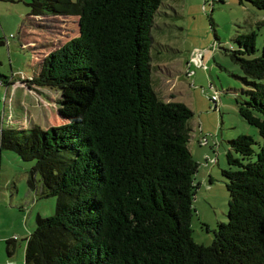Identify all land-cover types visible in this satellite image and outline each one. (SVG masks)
<instances>
[{
  "label": "trees",
  "instance_id": "16d2710c",
  "mask_svg": "<svg viewBox=\"0 0 264 264\" xmlns=\"http://www.w3.org/2000/svg\"><path fill=\"white\" fill-rule=\"evenodd\" d=\"M251 1L264 10V0ZM161 3L31 1L32 16L78 15L80 34L26 80L61 89L65 122L2 127L0 114L1 148L35 160L29 186L40 174L42 195L57 197L56 213L37 216L26 238L25 264H264V54L245 57L256 49V33L236 36L241 49L232 58L249 87L238 111L263 141L249 134L229 140L222 170L229 220L206 246L192 229L194 111L162 100L151 76V28ZM0 81L9 84L1 72ZM7 244L12 253L15 240Z\"/></svg>",
  "mask_w": 264,
  "mask_h": 264
},
{
  "label": "rangeland",
  "instance_id": "374dc122",
  "mask_svg": "<svg viewBox=\"0 0 264 264\" xmlns=\"http://www.w3.org/2000/svg\"><path fill=\"white\" fill-rule=\"evenodd\" d=\"M31 1L0 0V37L6 41L0 46V72L9 81V84L0 81V114L6 111V99L11 97L20 121L5 115L1 118L2 124L6 123L4 127L39 125L47 129L65 122L59 114L62 91L56 87L29 86L26 80L35 76L40 62L51 51L80 34V18L78 15L32 16ZM252 32L256 33V49L246 53L247 58L264 54V10L251 0L244 3L162 0L151 28L154 89L162 100L184 102L194 111L189 148L199 167L195 175L192 229L195 241L206 246L214 242L219 224L229 220L230 194L222 173L229 167L226 157L229 140L249 134L260 143L263 141L258 128L238 111V101L248 99L244 91L249 87L242 79L244 71L232 58V51L241 49L236 36ZM196 57L202 59L201 64L195 62ZM214 94L219 95L220 109H214L211 99ZM233 153L241 158L239 153ZM1 154L4 167L0 205L22 207L28 235L36 228L37 216L56 213L57 197L42 195L40 174L35 177L36 187L29 186L35 160H24L15 151L0 147V157ZM11 217H3L5 226L11 224ZM17 244L18 250L25 245V252L26 236Z\"/></svg>",
  "mask_w": 264,
  "mask_h": 264
},
{
  "label": "crops",
  "instance_id": "0c3cea01",
  "mask_svg": "<svg viewBox=\"0 0 264 264\" xmlns=\"http://www.w3.org/2000/svg\"><path fill=\"white\" fill-rule=\"evenodd\" d=\"M20 84L23 85V82H20ZM10 85H13V84L11 83ZM10 85H8V89H9ZM7 92H8V90H7ZM7 97H8V94H6V98ZM10 98L6 99L8 101L5 104L6 111L3 114H1V118H5V115H6L8 117L12 116V118H17L18 120H16V121H20L19 115L16 116V114H15V111L17 109L11 103L12 99L10 100ZM1 125H2V127H4V125H6V123L3 122V124H2V122H1ZM204 126L205 125L203 122V126L201 129L202 133L205 129ZM10 127H12V126H10ZM17 128H19V127H17ZM248 133H250V132H248ZM0 147H1V145H0ZM1 150H2V148H1ZM3 167H4V162H3V157L1 154V157H0V178L2 177ZM21 209H22V207H1V205H0V264H25V252H24L25 245L20 246V248H21V251H20V248L18 250L17 242L21 238H23L24 236H26V238H27L32 233H29L27 235V232L24 228L26 222L24 221V214L22 213ZM9 215H12L11 224L8 226H5L6 220H4L3 217H9ZM8 239H14L15 240V248H14L12 253H10L8 250V244H7Z\"/></svg>",
  "mask_w": 264,
  "mask_h": 264
},
{
  "label": "built area",
  "instance_id": "2783aa9c",
  "mask_svg": "<svg viewBox=\"0 0 264 264\" xmlns=\"http://www.w3.org/2000/svg\"><path fill=\"white\" fill-rule=\"evenodd\" d=\"M201 60H202V59H199V60H198L197 57L195 58V62H196L197 64H201ZM188 66H189V65H188ZM192 73H194V72L192 71V72L190 73V72L188 71V74H192ZM211 99H212V101H213V103H214V109H217V108L220 109V107H218V105H217V101H218V99H219V95H218V94H214V95H212ZM201 141H202V142L204 141V137L201 138Z\"/></svg>",
  "mask_w": 264,
  "mask_h": 264
},
{
  "label": "water",
  "instance_id": "95a60500",
  "mask_svg": "<svg viewBox=\"0 0 264 264\" xmlns=\"http://www.w3.org/2000/svg\"><path fill=\"white\" fill-rule=\"evenodd\" d=\"M60 114V113H59Z\"/></svg>",
  "mask_w": 264,
  "mask_h": 264
}]
</instances>
